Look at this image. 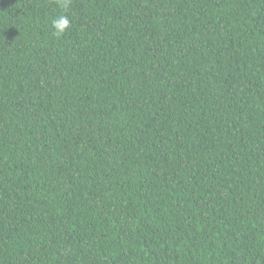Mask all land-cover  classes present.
I'll return each mask as SVG.
<instances>
[{
	"label": "trees",
	"instance_id": "1",
	"mask_svg": "<svg viewBox=\"0 0 264 264\" xmlns=\"http://www.w3.org/2000/svg\"><path fill=\"white\" fill-rule=\"evenodd\" d=\"M0 264H264V0H0Z\"/></svg>",
	"mask_w": 264,
	"mask_h": 264
},
{
	"label": "clouds",
	"instance_id": "2",
	"mask_svg": "<svg viewBox=\"0 0 264 264\" xmlns=\"http://www.w3.org/2000/svg\"><path fill=\"white\" fill-rule=\"evenodd\" d=\"M55 2L62 10H66L70 5V0H55ZM51 27L53 29V35L60 37L69 31L71 21L68 15L65 14V12H62L60 15L51 20Z\"/></svg>",
	"mask_w": 264,
	"mask_h": 264
}]
</instances>
